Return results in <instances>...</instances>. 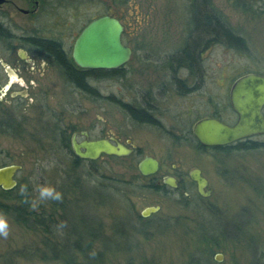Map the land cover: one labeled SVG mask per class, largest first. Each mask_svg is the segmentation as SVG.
<instances>
[{
	"label": "rangeland",
	"instance_id": "obj_1",
	"mask_svg": "<svg viewBox=\"0 0 264 264\" xmlns=\"http://www.w3.org/2000/svg\"><path fill=\"white\" fill-rule=\"evenodd\" d=\"M214 3L234 27L245 32L254 55V59L246 60L222 47L207 53L202 94H212L221 114L228 89L241 70L264 71V16L245 13L232 5L231 0H214ZM19 5L25 7L22 3ZM65 5L58 9L64 19L58 27L61 32L105 10L121 18L126 30L134 34L132 38L127 35L126 39L141 40L154 47L168 45L162 41H177L179 29L188 16L185 0H67ZM5 8L17 23L25 25L28 22L27 17L10 5ZM75 13L78 17L72 20L71 15ZM63 39L68 45L70 39ZM133 65L139 66L135 58L127 67ZM39 89L47 91L46 103L62 116V124L97 126L102 113L98 104L70 93L56 71L46 76L37 73V91ZM204 100L203 94L200 108L192 107L186 115L190 108L188 100L177 108L175 99H170L171 109L166 121L176 125L172 117L179 114L180 121L188 124L198 116L213 112L215 109L205 105ZM78 103L83 110L77 109ZM38 117L37 114V126L33 122L16 132L0 124V165H21L17 181L33 185L35 197L37 184L59 187L60 175L65 177L64 169L71 171V177H79L88 166L84 162L78 168L72 167L69 158L53 145V120L48 116L45 120ZM122 118L116 109L107 107L106 119L111 124L123 127ZM96 130H92V134H96ZM129 134L132 144L142 149V155L103 156L92 163L99 174L117 179L113 185L119 191L104 195L101 204L84 205L81 213H68L69 220L76 223V234L86 233L81 230L79 219L83 217L80 216L90 218L86 220L88 227L97 222L94 249L100 250L102 256L96 264H195V261L200 264H264V147L214 154L200 151L190 143L161 138L154 129H134ZM254 140L264 142V137ZM143 155L158 160L160 168L156 177L159 181L165 175L174 176V166L185 173L197 167L208 178L213 192L201 200L195 196V190L183 197L181 189L163 192L141 187L150 181L149 177H139L138 181L130 183L134 175L139 174L137 164ZM88 186L85 182L84 187ZM76 195L72 192L70 196ZM0 199L3 200L1 196ZM40 205L49 209L48 201ZM155 205L159 206L155 214L140 217L145 207ZM8 217L11 230L6 240L0 238V264H64L42 257L45 237L40 229L27 228ZM26 246L36 249L37 254H23ZM216 253L222 254L220 261L214 259Z\"/></svg>",
	"mask_w": 264,
	"mask_h": 264
},
{
	"label": "flooded vegetation",
	"instance_id": "obj_2",
	"mask_svg": "<svg viewBox=\"0 0 264 264\" xmlns=\"http://www.w3.org/2000/svg\"><path fill=\"white\" fill-rule=\"evenodd\" d=\"M231 1L232 5L245 13L264 16V0ZM19 3L24 4L25 7L20 6ZM65 4H67V0H5L0 5V33L2 35L0 37V124L2 127L8 131L16 132V129H20L21 126L33 125V122L35 123L34 126H37V114L41 120L43 117L45 120L48 116L53 120L54 135L51 139H69L70 148L73 135L78 141L82 139H109L113 143L117 141L131 148L132 152L128 156L132 154L142 155V149L132 144L131 139L133 138L129 133L134 129H154L159 137L172 139L176 143H190L186 139H193V144H190L196 149L225 155L229 152L214 151V148L232 147L245 141L260 142L254 139L264 137V134L256 135L227 145L213 147L203 146L196 140L192 126L200 118L213 117L227 124H233L236 121V114L229 101L230 87L226 97L227 102L221 108V114L216 108L212 94L205 92L206 94L203 93L205 96L203 103L214 108L213 112L198 116L192 122L189 121L188 124L180 121L179 114L172 117L177 126L175 124L170 125L166 121L171 109L170 99H175L174 104L177 108L181 106L183 101L188 100L190 108L186 110L188 112L186 115H189L192 107H196L194 108L196 110L200 108L206 55L213 48L222 47L243 59H254L248 36L230 23L225 13L214 3V0H185L187 22L180 27L177 41H162V43L168 44L165 46L154 47L141 40L129 41L126 36L132 38L134 34L129 33L125 26L121 41L131 48L129 61L115 69L97 70L82 69L73 62L71 53L76 37L90 20L98 16L112 14L121 22L123 21L113 12L104 10L85 19L80 25H78L79 23L71 24L67 30L61 32L58 27L61 26L64 19L58 9L64 8ZM6 5H10L27 17L28 22L25 25L17 23L10 10L5 8ZM77 17V13L71 15L72 20L77 19ZM63 37L70 39L68 45H66L67 42ZM55 46L59 47V55L54 53L53 48ZM134 58L138 60L139 66L133 65L128 68L127 64ZM60 60L65 62L67 66L60 65ZM52 70L57 72L70 93H77L86 101L89 100L98 104L102 113L101 116H98L97 126L93 125L90 128L89 126H75L72 123L62 124V116L58 115L46 103L47 91L42 89L37 91V73L40 76L44 74L46 76ZM95 72L97 75H94ZM241 72L233 81L246 73L264 75V71L255 69L245 72L241 70ZM115 84L117 87L114 86ZM90 89L93 90V98L89 96ZM75 106L77 109L83 110L81 104L78 103ZM107 107L116 109L122 115L125 128L124 126L117 127L111 124L109 119H106ZM262 112L264 115V105ZM224 113L232 119H226ZM95 129H97V133L92 134V130ZM83 132L87 136H84ZM34 139L37 137L35 136ZM103 156L120 158L107 155L101 157ZM144 156L149 155H143L141 158ZM173 168L175 173L172 177L176 181L175 188L164 184L163 178L159 181L156 177L158 171L148 176L140 173L139 175L154 180L155 186L163 184L164 188L172 191L181 189L184 192L183 197L189 196V193L195 190V196L202 200L209 197L213 192L208 178L201 169L193 167L190 170L199 169L200 174L207 180L204 191L211 188V192L206 197L198 193L196 183L189 177L190 170L185 173L178 170L176 166ZM140 217H143L141 212Z\"/></svg>",
	"mask_w": 264,
	"mask_h": 264
},
{
	"label": "water",
	"instance_id": "obj_3",
	"mask_svg": "<svg viewBox=\"0 0 264 264\" xmlns=\"http://www.w3.org/2000/svg\"><path fill=\"white\" fill-rule=\"evenodd\" d=\"M5 0H0V5ZM124 23L112 14H104L90 20L76 37L71 57L73 62L82 69H115L126 64L131 57V48L124 45L121 35ZM229 101L236 114V121L227 124L217 118L203 117L192 126L196 140L203 146H223L243 138L264 134V75L246 73L236 78L230 86ZM87 136L85 132L82 133ZM72 153L83 160L95 161L102 155L125 157L132 149L126 145L109 139H82L78 141L73 135L71 139ZM158 160L144 156L138 161L137 169L144 176L158 171ZM19 164L0 166V188L11 190L17 185ZM189 177L196 183L198 193L206 197L211 188L204 191L207 180L194 168ZM163 183L175 188L176 181L172 176L163 177ZM159 206H148L141 211L143 217L158 211ZM214 259L220 261L222 254L216 253Z\"/></svg>",
	"mask_w": 264,
	"mask_h": 264
},
{
	"label": "trees",
	"instance_id": "obj_4",
	"mask_svg": "<svg viewBox=\"0 0 264 264\" xmlns=\"http://www.w3.org/2000/svg\"><path fill=\"white\" fill-rule=\"evenodd\" d=\"M218 33L221 35L219 30ZM1 36L2 35L0 33V37ZM53 49L56 55L60 54L58 46H55ZM60 61V65L67 66L65 62ZM94 75H97V72H95ZM89 94V96L93 98L94 94L92 89L89 90ZM186 140L192 144L194 142L193 139ZM52 142L65 157L69 158L72 163V167L78 168L82 165V163L86 162L88 166H86L85 172L79 177H71V171L64 169L65 177L60 175L61 183L59 187L55 186L57 190L63 194V201H48L49 209L40 205L37 210H33L30 203L25 202L26 199L31 200L35 198L33 185L17 181L16 187L11 190H2L0 188V196L3 198V200L0 199V211L6 213L17 223L27 228L33 230L40 229L43 232L45 237L43 241V258L60 260L64 264H96L102 256V252L100 250L98 251L97 249H94V241L96 240V236H98L97 222L95 226L88 227V222L86 220H90V218L88 216L85 217L86 215L80 216L83 217V219H79V223L82 225L81 230L86 231V233L76 234L74 231V229H76V223L69 220L68 213H76V211L81 213V211H84V205L87 204H101V202L104 201L106 194L111 193L112 191H119L113 185V181H116L117 179L99 174L92 166L94 161H84L76 157L71 151L69 139H52ZM261 147H264V142L245 141L239 142L232 147L214 148V151L230 153L234 150L251 151ZM51 148L53 150L54 146ZM139 177V174L134 175V178L130 181V183H135L138 181ZM85 182L89 184L88 187H84ZM22 186H27L26 196L20 194ZM38 186L39 184H37V187ZM140 186L150 190L163 192L168 191L164 188L165 186L163 184L155 186L154 180H150ZM72 192H76L77 195L75 197H71L70 195ZM6 200L13 201L7 202ZM61 222L66 223V227L62 230V235L58 234L56 231V226ZM36 251L37 250L32 247L26 246L24 247L22 253L29 256H35L37 254ZM194 263L200 264L198 261H195Z\"/></svg>",
	"mask_w": 264,
	"mask_h": 264
},
{
	"label": "clouds",
	"instance_id": "obj_5",
	"mask_svg": "<svg viewBox=\"0 0 264 264\" xmlns=\"http://www.w3.org/2000/svg\"><path fill=\"white\" fill-rule=\"evenodd\" d=\"M54 163V162H53ZM50 167L51 165H46ZM37 195L35 198L28 200L26 199V203H30V206L33 210H36L41 203L46 201H63V194L57 190L55 186L52 185H39L35 189ZM20 194L26 196L27 194V186H22L20 189ZM66 227L65 222H61L56 226V231L58 234H63L62 230ZM11 230L10 220L6 213L0 211V238L7 239L9 237Z\"/></svg>",
	"mask_w": 264,
	"mask_h": 264
}]
</instances>
